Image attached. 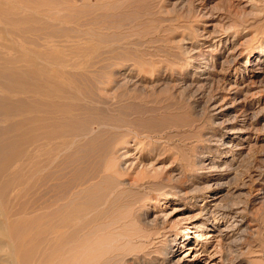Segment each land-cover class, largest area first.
I'll return each mask as SVG.
<instances>
[{
	"label": "rangeland",
	"instance_id": "obj_1",
	"mask_svg": "<svg viewBox=\"0 0 264 264\" xmlns=\"http://www.w3.org/2000/svg\"><path fill=\"white\" fill-rule=\"evenodd\" d=\"M0 225V264H264V0H0Z\"/></svg>",
	"mask_w": 264,
	"mask_h": 264
},
{
	"label": "bare ground",
	"instance_id": "obj_2",
	"mask_svg": "<svg viewBox=\"0 0 264 264\" xmlns=\"http://www.w3.org/2000/svg\"><path fill=\"white\" fill-rule=\"evenodd\" d=\"M23 41H24V40H23ZM46 214H47V213H46ZM1 222H2V221H1ZM2 223H3V222H2ZM1 225H2V224H1ZM1 225H0V226H1ZM3 227H4V226H3ZM4 228H5V227H4ZM5 231H6V230H5ZM7 243H8V242H7ZM7 245H8V244H7ZM10 247H12V249H11V253H12V251H13L14 248H13L12 245H11ZM14 252H15V251H14ZM78 255H79V254H78ZM9 257H10V256H9ZM7 258H8V257H7ZM9 260H10V259H9ZM12 261L15 263V261H14V255H13V254H12ZM12 261H11V262H12ZM0 262H1V261H0Z\"/></svg>",
	"mask_w": 264,
	"mask_h": 264
}]
</instances>
